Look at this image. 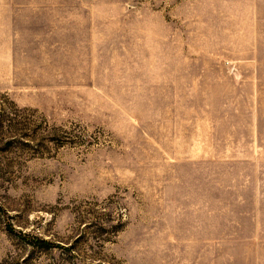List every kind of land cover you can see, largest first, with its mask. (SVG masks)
Listing matches in <instances>:
<instances>
[{"label": "rangeland", "instance_id": "1", "mask_svg": "<svg viewBox=\"0 0 264 264\" xmlns=\"http://www.w3.org/2000/svg\"><path fill=\"white\" fill-rule=\"evenodd\" d=\"M0 264H264V0H0Z\"/></svg>", "mask_w": 264, "mask_h": 264}, {"label": "trees", "instance_id": "2", "mask_svg": "<svg viewBox=\"0 0 264 264\" xmlns=\"http://www.w3.org/2000/svg\"><path fill=\"white\" fill-rule=\"evenodd\" d=\"M36 247L41 248V249H50L51 247H49V244L44 242V241H35Z\"/></svg>", "mask_w": 264, "mask_h": 264}]
</instances>
